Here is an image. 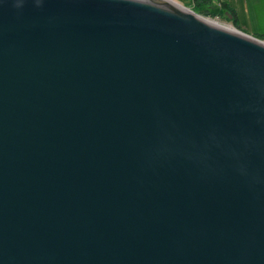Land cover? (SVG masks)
<instances>
[{
  "label": "water",
  "instance_id": "obj_1",
  "mask_svg": "<svg viewBox=\"0 0 264 264\" xmlns=\"http://www.w3.org/2000/svg\"><path fill=\"white\" fill-rule=\"evenodd\" d=\"M238 31L0 0V264H264V44Z\"/></svg>",
  "mask_w": 264,
  "mask_h": 264
},
{
  "label": "rangeland",
  "instance_id": "obj_2",
  "mask_svg": "<svg viewBox=\"0 0 264 264\" xmlns=\"http://www.w3.org/2000/svg\"><path fill=\"white\" fill-rule=\"evenodd\" d=\"M186 7L193 8V0H176ZM221 1H230L238 9L240 17V27H237L233 17L227 11L221 15L207 16L199 13L205 18L216 20L222 24L232 26L247 34L253 35L264 40V0H214V4L220 6Z\"/></svg>",
  "mask_w": 264,
  "mask_h": 264
},
{
  "label": "trees",
  "instance_id": "obj_3",
  "mask_svg": "<svg viewBox=\"0 0 264 264\" xmlns=\"http://www.w3.org/2000/svg\"><path fill=\"white\" fill-rule=\"evenodd\" d=\"M193 8L197 13L213 17L221 15L223 11H227L232 15L235 25L237 27L241 26L238 9L230 1H221L220 6H217L214 4V0H193Z\"/></svg>",
  "mask_w": 264,
  "mask_h": 264
},
{
  "label": "bare ground",
  "instance_id": "obj_4",
  "mask_svg": "<svg viewBox=\"0 0 264 264\" xmlns=\"http://www.w3.org/2000/svg\"><path fill=\"white\" fill-rule=\"evenodd\" d=\"M166 1L171 2V3H173V4H175V5L179 6V7H181L182 9L186 10L187 12H189V13H191V14L197 16L198 18H200V19H202V20H204V21H207V22H209V23H212V24H215V25L221 26V27L226 28V29H228V30H230V31H233V32H235V33H240V32L238 31L237 28L232 27V26H228V25H225V24H222V23H220V22H218V21H216V20H212V19H210V18H205V17H203V16H201V15L195 13V12L192 11L191 9L186 8L183 4H181L180 2H178V1H176V0H166ZM250 39H251V38H250ZM256 41H257V40H256ZM258 42H261V43L264 44V41H262V40H261V41H258Z\"/></svg>",
  "mask_w": 264,
  "mask_h": 264
}]
</instances>
